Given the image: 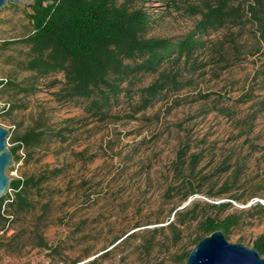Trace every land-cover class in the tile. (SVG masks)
I'll list each match as a JSON object with an SVG mask.
<instances>
[{"label":"rangeland","instance_id":"obj_1","mask_svg":"<svg viewBox=\"0 0 264 264\" xmlns=\"http://www.w3.org/2000/svg\"><path fill=\"white\" fill-rule=\"evenodd\" d=\"M184 3L134 0L151 15L149 37L156 38L194 29L200 18L178 10ZM233 4L241 17L204 37L201 70L182 67L179 91L138 112L139 90L159 76L147 75L98 119L83 102L58 100L61 85L52 84L63 74L41 80L31 96L9 86L30 76L20 68L28 49L1 44L30 33L31 10L8 3L0 11V81L9 82L0 87V126L10 132L9 148L30 130L63 132V139L22 149L8 170L12 180L51 174L30 192L32 210L5 215L0 264H187L182 257L193 250L199 223L228 214L241 216L228 240L253 247L264 234V41L248 12L254 0ZM181 149L187 156L178 172ZM193 155L200 161L192 172ZM225 203L232 206L215 207ZM188 210L197 219L178 224L175 214Z\"/></svg>","mask_w":264,"mask_h":264},{"label":"trees","instance_id":"obj_2","mask_svg":"<svg viewBox=\"0 0 264 264\" xmlns=\"http://www.w3.org/2000/svg\"><path fill=\"white\" fill-rule=\"evenodd\" d=\"M120 1L35 0L28 6L31 10L28 16L32 26L30 33L1 44L3 49L13 45H23L28 49L20 68L30 76L21 83H10L9 86L20 94L31 96L38 93L41 80L63 74V82L55 80L52 84L61 85L56 94L58 100L64 103L83 102L85 112L98 119L105 118L109 110L119 103L120 97L130 96L143 77L158 74L154 83L139 90L137 111L141 112L153 105L164 92L181 89L182 67L191 65L193 70H201L196 56L206 48L205 36L235 23L241 17V7L233 4L235 0H197L199 5L186 0L178 10L183 9L190 16L200 18L194 29L178 39L156 38L149 37L153 24L151 15L135 7L134 0ZM248 12L264 41V0H254ZM166 65L177 70L162 71ZM8 83L2 80L0 87ZM62 135V131L43 130H30L18 135L13 138L16 146L11 148L14 160L19 159L22 149L42 147L52 138L63 139ZM186 156L184 149L178 152V172L182 171ZM199 161L197 155L191 157L190 171L195 170ZM50 174L46 173L38 180H12L10 190L15 192V198L12 200L7 194L0 199V225L7 219L5 215L13 216L16 212L33 209L30 192L47 182ZM7 201L11 202L7 204ZM231 206V203H225L215 207L227 210ZM258 207L264 212V205L258 204ZM194 213V210L177 212V223L184 224L185 217L192 215L191 220L195 221L197 217ZM240 221L238 214H228L225 218H204L199 223L200 236L194 247L218 231L228 237ZM252 248L264 257V234L255 240ZM191 251L182 259L188 260Z\"/></svg>","mask_w":264,"mask_h":264},{"label":"water","instance_id":"obj_3","mask_svg":"<svg viewBox=\"0 0 264 264\" xmlns=\"http://www.w3.org/2000/svg\"><path fill=\"white\" fill-rule=\"evenodd\" d=\"M34 1L0 0V11L8 3L30 6ZM1 111L2 106L0 105ZM9 135L10 132L0 126V199L10 191L12 179L8 174V170L15 163L14 155L8 144ZM187 264H264V257L255 248L248 247L240 242H230L224 232L218 231L202 239L193 248Z\"/></svg>","mask_w":264,"mask_h":264},{"label":"built area","instance_id":"obj_4","mask_svg":"<svg viewBox=\"0 0 264 264\" xmlns=\"http://www.w3.org/2000/svg\"><path fill=\"white\" fill-rule=\"evenodd\" d=\"M264 203V202H263Z\"/></svg>","mask_w":264,"mask_h":264}]
</instances>
